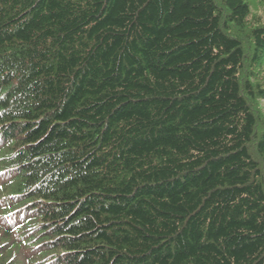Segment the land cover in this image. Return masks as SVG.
<instances>
[{
  "label": "trees",
  "instance_id": "1",
  "mask_svg": "<svg viewBox=\"0 0 264 264\" xmlns=\"http://www.w3.org/2000/svg\"><path fill=\"white\" fill-rule=\"evenodd\" d=\"M250 1L0 0V264H264Z\"/></svg>",
  "mask_w": 264,
  "mask_h": 264
},
{
  "label": "rangeland",
  "instance_id": "2",
  "mask_svg": "<svg viewBox=\"0 0 264 264\" xmlns=\"http://www.w3.org/2000/svg\"><path fill=\"white\" fill-rule=\"evenodd\" d=\"M251 2V15L254 18L257 16H261L264 18V0H252Z\"/></svg>",
  "mask_w": 264,
  "mask_h": 264
}]
</instances>
